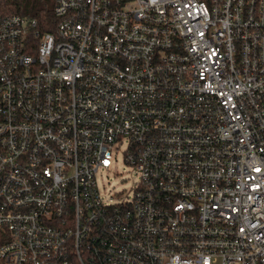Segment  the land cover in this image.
I'll return each mask as SVG.
<instances>
[{
    "label": "built area",
    "instance_id": "built-area-1",
    "mask_svg": "<svg viewBox=\"0 0 264 264\" xmlns=\"http://www.w3.org/2000/svg\"><path fill=\"white\" fill-rule=\"evenodd\" d=\"M54 13L0 15V264H264V0Z\"/></svg>",
    "mask_w": 264,
    "mask_h": 264
},
{
    "label": "trees",
    "instance_id": "trees-1",
    "mask_svg": "<svg viewBox=\"0 0 264 264\" xmlns=\"http://www.w3.org/2000/svg\"><path fill=\"white\" fill-rule=\"evenodd\" d=\"M18 14L36 19L42 33L55 32L58 20L54 13V0H0V15ZM5 239L0 234V245Z\"/></svg>",
    "mask_w": 264,
    "mask_h": 264
},
{
    "label": "rangeland",
    "instance_id": "rangeland-1",
    "mask_svg": "<svg viewBox=\"0 0 264 264\" xmlns=\"http://www.w3.org/2000/svg\"><path fill=\"white\" fill-rule=\"evenodd\" d=\"M98 180L104 193H130L137 178L135 170L125 162L124 145L114 149L112 166L99 174Z\"/></svg>",
    "mask_w": 264,
    "mask_h": 264
}]
</instances>
